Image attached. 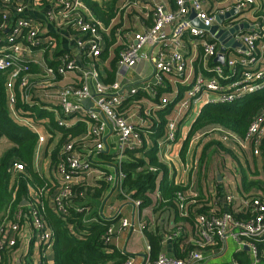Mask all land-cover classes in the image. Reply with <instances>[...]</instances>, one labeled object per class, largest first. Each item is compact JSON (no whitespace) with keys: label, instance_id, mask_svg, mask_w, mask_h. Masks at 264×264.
I'll return each mask as SVG.
<instances>
[{"label":"built area","instance_id":"built-area-1","mask_svg":"<svg viewBox=\"0 0 264 264\" xmlns=\"http://www.w3.org/2000/svg\"><path fill=\"white\" fill-rule=\"evenodd\" d=\"M22 1L0 0L1 28H6L7 8H12L15 14L14 24L6 34L3 45L0 46V71L7 72L8 75L5 81L8 112L14 121L36 135L34 169L39 172V156L45 148L48 137H52L55 130L45 117L18 114L14 105L15 81L23 91L25 101L29 100L30 89L33 86L42 88L45 98L42 96L41 101L45 104H40L39 108L52 113L57 127L67 129L76 126L77 123L85 125L81 135L69 136L63 140L53 169L50 167L51 183L54 187L50 198L59 217L66 215L71 207L77 212L86 211V205L74 204L73 198L77 194L72 188L86 186L88 180L104 179L112 191L123 192L121 182L124 175L119 165L106 164L98 159L97 155L108 151L110 135L115 137L112 151L116 163L120 162L127 149H133L141 144V135L135 126L144 124V120L139 112L130 111L125 115L119 111V107L127 98L140 93L154 97L157 89L164 87L166 76H175L177 79L183 77L187 68L186 59L180 49L184 47L183 38L188 37L195 47L199 46L202 54L199 66L195 67L199 70L192 77L190 86L179 101L176 115L186 112L192 103L202 98L205 104L232 102L264 87V14L254 16L251 23H246V28L241 26L243 21L240 18L255 0H233L229 5L216 8L212 12H208L203 7L201 0H173V8H169L164 0H150L152 3L150 23L142 24L138 30L122 37L124 47L118 57L117 77L125 71L136 68L142 60L148 61L153 69L150 78L131 86H123L119 77L105 84L93 61H89L86 66L82 65L83 54L95 58L103 53L106 47L104 35L108 30L83 0H58L60 8L58 17L81 34L74 42L78 54L70 55L65 52L55 56L54 61L48 63L40 64L33 61L41 69L39 82L33 85L30 81V62L23 56L21 45L24 44L30 49L43 44L46 50L54 49L55 46L41 36L39 24L25 15ZM232 9L234 13L225 16ZM191 13H194L193 17ZM46 15L49 19L54 18L52 11H48ZM218 17H224L223 23L218 22ZM193 19L198 20L203 27L216 25V30L211 33L206 28H199L192 23ZM233 27L237 28L231 33L230 29ZM218 32H220L218 37H222L224 41L223 44L218 41L216 36ZM220 44L224 46L223 63L210 64L220 53ZM165 45L169 47L166 48ZM72 71H78V80L60 86L58 79ZM81 100H87L90 105H83ZM167 103V97H160L158 106L163 107ZM145 109L146 113H149L155 107L146 105ZM134 116L138 118L137 123L131 122ZM178 117L167 121L164 138L158 142V146L175 140ZM214 131L219 133L221 139L228 140L231 137L241 149L245 150L251 140L257 141L264 133V111L251 120L244 138H237L220 129ZM91 137L93 144L87 146L86 142ZM78 142L84 143L80 149ZM253 153L259 154L257 147L254 148ZM24 168L22 162L13 161L9 171L15 175ZM41 191L42 189L39 193ZM82 195V192L78 193V197ZM151 195L159 196L157 191ZM124 196L134 208L139 207V200L130 195L124 194ZM177 198L179 209L182 210L183 194L178 193ZM221 199L222 204L227 207L226 211L223 210L221 213L213 211L197 216V233L194 232V237L190 238L194 247L186 257H169L161 253L153 260L144 258L137 263L134 257L128 256L121 264H198L205 258L203 253L206 248H216L217 251H221L228 238L236 242L238 250L246 248L249 251L252 264H259L261 260L257 257V248L253 239L264 240V200L258 196L245 198L230 194L224 195ZM232 205L241 206L246 211L247 218L237 219L228 209ZM27 207V212L20 207L15 209L10 220L8 215L3 218L0 224V251L4 248L11 249L16 245L21 218L26 217L28 213L43 257L40 264H51L46 259V252L51 247L52 231L45 224V213L41 202L36 204L33 200H27ZM118 214L119 211L112 217ZM93 219L88 218L85 221L89 222ZM119 222L120 228H133V224L126 218H119ZM143 228L144 226L140 224L139 230ZM113 229L114 227L111 226L108 232H112ZM231 264H237L236 260Z\"/></svg>","mask_w":264,"mask_h":264},{"label":"trees","instance_id":"trees-1","mask_svg":"<svg viewBox=\"0 0 264 264\" xmlns=\"http://www.w3.org/2000/svg\"><path fill=\"white\" fill-rule=\"evenodd\" d=\"M83 2L104 27L108 28L104 35L106 47L102 56L106 55V52L107 55L108 53L111 55L108 66L105 68L104 79V83L109 84L115 79L117 73L119 53L124 47L122 37L138 30L142 24L150 23L149 14L152 3L150 0H83ZM260 14H264V12ZM1 16L0 12V25L2 24ZM4 31L5 28L0 27V40L4 37ZM37 69L36 64L29 63L30 81L33 85L37 84L40 79L39 76L32 77L35 73L40 74ZM7 76V72L0 71V142H7L4 150L2 152L0 150V224L6 215L10 220L18 207L27 212L28 207L20 205L23 199L33 200L36 204L41 202L43 213H45V224L52 231L53 264H121L128 255L114 245L117 236L116 229L108 232L111 226L115 227L117 216L106 217L98 213L96 207L97 204L103 203L108 196V192L111 190L110 185L100 178L94 181L88 180L86 186H74L72 190L77 195L73 198V202L77 205H86V211L77 212L71 207L66 215L62 217L57 215L50 198V194L54 192L52 178L37 172L32 165L36 135L14 121L8 112V96L5 88ZM37 88L42 90L37 85L33 86L30 89L29 100L25 101L23 91L15 81L13 87L14 105L19 115L29 116L31 114L45 117L54 128L55 133L52 137H48L45 145V153L48 155L50 167L53 169L52 166L57 159L56 155L63 140L69 136L78 137L81 135L85 130V125L77 123L76 126L67 129L57 127L52 113L39 108L40 104L44 105L45 103L35 96ZM165 90V87L158 88L154 98L161 96ZM138 97L140 94L127 98L119 107V111L125 115L130 111L139 112L145 122L139 124L140 126H135L141 135V144L133 149H127L119 163H116L113 151L99 153L97 157L106 164H115L116 166L118 164L124 175L121 182L123 192L117 191L116 194L118 200L127 202L124 196L126 194L140 201L139 209L150 207L156 214L162 213L165 209L173 212L174 225L168 236L171 237L174 257L184 258L193 249L194 244L187 240L182 226H190L194 237V232L197 233L196 219L199 214L223 211L222 209L216 210V207L222 206V201L219 200L220 188L213 183L210 187L206 173L210 166L211 156L217 152L219 147L230 154L233 153V158L238 163L236 171L239 175V183L236 187L238 194L245 198L258 196L264 200V133L257 141L251 140L245 150L241 149L231 137L224 140L210 134L206 140L203 139L199 151L198 164L200 162V165L197 168L196 176L199 185L203 182L205 192L187 197L183 192L186 187L173 182L169 176L168 166L157 154L158 142L164 138L168 116L174 103L177 102V98L168 101L163 109H153L146 113V105L141 104ZM263 111L264 87L232 102L203 105L183 140L180 156L184 157L190 139L197 131L208 130L209 133H212L214 129H220L237 138H244L251 120ZM78 143L80 149L84 143ZM86 144L87 146L93 144L92 137L87 140ZM255 147L259 151L258 155L253 153ZM243 154L253 157L252 167L241 163L240 156ZM13 161L22 162L24 170L12 175L9 167ZM40 189H42L41 193H39ZM156 191L159 196L153 201L151 194ZM79 192L83 193L81 197H78ZM178 193L183 194L184 208L182 210L179 209ZM88 197L91 200L87 201ZM228 209L237 219L247 218L246 211L241 206L232 205ZM88 218L94 219L86 222L85 220ZM24 220L30 222L28 213L26 217L21 218V223ZM143 234L150 245V255L153 260L160 252L162 235H159L157 231H148L146 227L143 228ZM253 242L257 248V257L261 260L259 264H264V240L253 239ZM15 247L4 248L0 251V264L8 263V256ZM233 257L237 264H252L247 252L243 250L236 251Z\"/></svg>","mask_w":264,"mask_h":264},{"label":"crops","instance_id":"crops-1","mask_svg":"<svg viewBox=\"0 0 264 264\" xmlns=\"http://www.w3.org/2000/svg\"><path fill=\"white\" fill-rule=\"evenodd\" d=\"M165 3L168 5L169 8H173V0H164ZM203 7L208 11L212 12L216 8L225 7L229 5L233 0H201ZM22 3L24 4V11L25 15L30 19L37 22L40 26V34L46 41H51L54 43L55 48L51 50H46L43 47V44L40 46H33L30 49H27L24 44L21 45L22 47V54L25 57L26 61L33 62L37 61L38 63H48L54 61L53 58L55 56H59L65 52L69 53L70 55L78 54V50L75 46V39L78 36H81L80 33L76 32L74 29L70 28L68 24H66L62 18L58 17L57 13H59V6L58 0H23ZM48 11H52V15L54 16L53 19L47 18L46 13ZM264 12V0H255L254 4L251 5L247 10L243 12L240 18L243 21L241 24L243 28H246V23H251L253 21L254 16ZM6 28L4 31V37L0 40V46L3 45L4 40L6 38V34L9 32L11 27L14 24L15 14L12 8H7L6 10ZM223 18H220L218 21L219 23H223ZM140 28V27H139ZM138 28V29H139ZM219 41V40H218ZM220 42V41H219ZM184 47L180 48L181 52L183 53L187 68L183 77L177 79L171 75L164 77V87L165 92L161 94V96L151 97L150 95L140 93V100L143 102L144 106H154L155 110L163 109V107L158 106V102L160 97H167V100L170 102L173 98H177V102L174 103L171 113L168 116L169 119H174L177 116V131L176 138L173 142L169 144H165L162 146H158V156L159 158L168 166L169 169V176L172 178L173 182L176 184H181L184 187V194L189 197L195 194H202L205 192L203 189V182L199 185L198 181L194 180L197 171V161L194 159L191 160L190 149L193 144V141L199 139L204 134H208L206 137L211 134L212 136L220 137L219 134L214 131L209 133L210 131H197L193 134L188 148L184 154V157L180 156V149L183 143V140L186 138L188 131L190 129V125L186 124V120L191 119V123L194 121L198 112L200 111L201 107L205 105L204 99L202 98L198 102L192 103L191 106L187 109V111H183L178 113L179 101L185 95V90L190 86L192 77L196 74L199 70L196 67L199 66V59L202 54V50L199 46H194L191 40L188 37L183 38ZM170 45V43H168ZM169 45H165L164 47L168 48ZM222 45L220 44V47ZM219 47V49H220ZM109 53L107 55L102 56V54L98 57H92L88 54H83L81 56L82 65L86 66L89 64V61H93L95 63L96 68L99 71V75L101 80L104 82L105 79V68L108 66L109 60ZM107 57V58H105ZM224 60V56H223ZM217 61H212L210 64H214ZM34 63V62H33ZM219 63V62H217ZM36 64V63H35ZM222 64V63H220ZM37 70L40 72V66L37 65ZM193 69V71H192ZM191 70V73H190ZM153 69L151 68L150 63L148 61L142 60L141 63L137 65L131 71H125L121 75H119V81L123 83V86L133 85L139 83L141 81L147 80L151 77ZM193 74V75H192ZM39 76V73H35L32 77ZM115 76V79L117 78ZM114 79V80H115ZM75 80H78V71L68 72L66 75L58 79V84L60 86L72 84ZM35 96L38 97L40 100H43L42 90L37 88L35 90ZM181 96V97H180ZM45 98V97H44ZM152 99V100H151ZM139 100V101H140ZM146 107V106H145ZM187 120V121H188ZM138 118L135 116L131 119V122L137 123ZM183 121V122H182ZM181 123V124H180ZM212 131V130H211ZM115 137L110 135L108 137L109 141V151H112V147L114 145ZM181 139V142L178 141ZM203 140V139H202ZM113 144V145H112ZM200 148V146H199ZM200 150V149H198ZM107 151V150H106ZM188 158L190 160H188ZM198 158V155H196ZM34 162H32V165ZM35 167V166H34ZM33 167V168H34ZM229 168V167H228ZM196 169V170H195ZM38 170L41 174L45 177L51 175L50 172V162L48 155L45 153V148L43 152L40 154L38 159ZM228 172V173H225ZM235 178L230 180V173L227 169L223 171H218L215 173V178L213 181H209L210 187H212V183L220 188V195L219 200L222 201V197L226 194L236 195L239 196L238 192L236 191V187L239 183V178L233 173ZM110 188V187H109ZM117 191L112 189L108 192V196L104 199L103 203L97 204V211L98 213L106 216L112 217L117 211L119 214L117 215V219L115 221V229L117 231V236L114 240V245L118 248L121 252L126 253L128 256H132L135 258V261L138 263L142 261L144 258H148L152 260L150 255V245L143 234V230H139V225H143L146 227L148 231L154 232L157 231L159 235H162L161 240V249L159 254H165L169 257H174V252L172 248L171 238H168V235L172 232L173 223V212L165 209L162 213L156 214L154 213L150 207H145L143 209L134 208L130 203L123 202L122 200H118L116 198ZM153 201L157 199V196L151 195ZM112 199V200H111ZM91 200L89 197L87 201ZM120 201L122 204H128V208L126 209L127 215H123V205L117 203ZM109 203V205H107ZM80 204V203H79ZM21 206H26L27 208V200L23 199L20 203ZM221 207H216V210L220 211L221 209L226 211L227 207L221 204ZM126 218L132 224L133 228H120L119 226V218ZM118 229H117V228ZM185 230L184 233L186 234L187 240L190 241L192 236L190 226H182ZM16 247L11 251L8 256V263L7 264H40L43 257H41V249L40 245L37 243L36 240V233L30 224L29 221H22L20 228L16 235ZM234 241V240H233ZM236 244V242L234 241ZM52 245V244H51ZM237 245V244H236ZM147 246L149 248L147 249ZM228 244L226 241L225 247L221 251H217V249H205L204 251V259L203 261L199 262L198 264H208L211 260L216 259L217 257L222 256L227 250ZM245 251L249 259H251V255L246 248L236 251ZM235 251V252H236ZM234 252V253H235ZM234 253L230 258V263L235 260L233 257ZM46 259L49 263L53 264V254H52V246L47 249L46 252ZM155 259V258H154ZM210 264H217V263H210ZM227 264V263H225Z\"/></svg>","mask_w":264,"mask_h":264},{"label":"rangeland","instance_id":"rangeland-1","mask_svg":"<svg viewBox=\"0 0 264 264\" xmlns=\"http://www.w3.org/2000/svg\"><path fill=\"white\" fill-rule=\"evenodd\" d=\"M208 103H211V102H208ZM187 120H186V124L190 125L191 124V119H189L188 121ZM207 135L208 134H204L203 136H205V137H200L199 139L194 140L193 144L191 146V149H190L191 160L193 161L194 159H196V161H197L196 162L197 163V167L196 168H198L199 165H200V162L198 164L199 156H200V152L199 151L201 150V148H199V146L202 147L201 146L202 139L206 140L207 139V137H206ZM178 141L181 142V139H179ZM5 144H7V142H4V141L0 142V150H1V152L4 150V148H5L4 146H6ZM198 149H200V150H198ZM196 155H198V158H196ZM240 157H241V163L242 164L246 163V164L250 165V167H252L253 157L251 155L243 154ZM188 160H190V159L188 158ZM209 163H210V166H208V170H206L207 178H209V181H213L214 180L215 173H218V171H223L225 169H227L229 171V173H230V176H231L230 180L235 178L233 176V173L239 178V175L236 172L238 163L233 158V153L230 154V153H228V151H225V150H223V148L219 147L217 149V152L214 153L211 156V159H210ZM201 164H203V163H201ZM225 173H228V172H225ZM194 180L197 181V176L194 177ZM117 203H120V201H118ZM122 203H123V201H122ZM122 203H120V204H122ZM107 205H109V203H107ZM122 205H123V208H122L123 215H127L126 209L128 208L129 205L128 204H122ZM227 244H228V247H227L226 252L222 256L211 260L208 264H210V263H217V264H225V263L228 264V263H230L229 262L230 258L232 256V254L236 251L237 245L234 243V241L231 238L227 239Z\"/></svg>","mask_w":264,"mask_h":264},{"label":"water","instance_id":"water-1","mask_svg":"<svg viewBox=\"0 0 264 264\" xmlns=\"http://www.w3.org/2000/svg\"><path fill=\"white\" fill-rule=\"evenodd\" d=\"M230 13H234V10L232 9L229 13H227L225 16H227V15H229ZM194 16V13H191V17H193ZM220 18H223V17H218V20H220ZM195 26H197V27H199V28H206V29H208L211 33H213L215 30H216V25H214V26H211V27H203V25L198 21V20H196V19H193V22H192ZM241 26H243V25H241ZM236 28L237 27H233V28H231L230 29V32L232 33V32H234L235 30H236ZM219 33L220 32H218L217 34H216V36L218 37V35H219ZM218 40L219 41H221V44H223L224 43V41L222 40V37H218ZM223 51H224V46L222 45L221 47H220V53L214 58V61H217V62H219V63H223ZM81 103L83 104V105H85V104H87V105H90V103H88V101L87 100H81Z\"/></svg>","mask_w":264,"mask_h":264}]
</instances>
